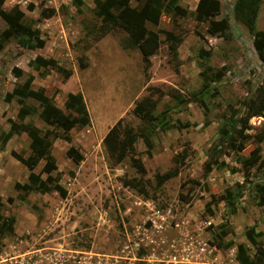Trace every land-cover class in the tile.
I'll use <instances>...</instances> for the list:
<instances>
[{
	"label": "rangeland",
	"instance_id": "rangeland-1",
	"mask_svg": "<svg viewBox=\"0 0 264 264\" xmlns=\"http://www.w3.org/2000/svg\"><path fill=\"white\" fill-rule=\"evenodd\" d=\"M95 1L4 0L1 7L19 6L45 45L25 49L12 39L0 50V196L2 214L15 218L14 233L3 238L0 255L33 253L40 258L36 264H240L238 244H245L250 255L255 251L245 234L248 228L255 225L257 239L264 242V208L247 190L264 182V165L255 166L251 183H244L237 161L257 145L264 159V116L250 118L245 132L251 137L245 140V149L237 151L239 139L234 138L227 148L231 155L220 157L228 166L204 176L220 128L229 121L241 127L238 120L246 112L245 103L264 90V64L253 46V35L232 15L235 0H220L221 14L215 17L229 18L226 37L210 35L207 23H197L194 11L199 0H178L189 11L186 16L164 10L159 25L148 21V28L159 31L162 38L148 66L124 29L110 26L103 33L106 26L95 12ZM142 2L130 4L139 7ZM46 7H54L55 15L42 18ZM6 27L0 16V32ZM256 28L264 30V0ZM168 31L183 37L177 57L166 44ZM37 55L55 58L71 75L36 70L31 62ZM15 67L22 69V75L13 72ZM31 74L32 87L44 89L57 106L65 109L68 94L80 92L90 113L88 125L71 130L70 142L51 136L58 165L51 175L67 190L65 197L57 191H32L22 199L23 193L15 188L18 182H28L31 171L43 179L49 176L42 171L45 160L37 159L30 169L11 155V150L24 156L31 153L28 134L12 133L11 120L35 125L42 132L52 130L40 117L36 100H6ZM140 103L147 109L143 113L135 111ZM23 104L37 107V112L20 114ZM162 112L169 125L162 129V124L153 136L151 155L142 138L135 144L146 171L138 172L129 157L114 164L103 143L109 128L124 118L141 132L148 126L146 114L159 117ZM71 145L83 154L80 163L68 156ZM183 154L187 161L180 174L156 188L155 174L170 169ZM134 178L147 182V196L124 184ZM192 178L202 184L190 183ZM184 181L187 185L182 187ZM237 183L247 192L235 202L236 211L218 201L213 214H208L211 196L218 198Z\"/></svg>",
	"mask_w": 264,
	"mask_h": 264
},
{
	"label": "trees",
	"instance_id": "trees-1",
	"mask_svg": "<svg viewBox=\"0 0 264 264\" xmlns=\"http://www.w3.org/2000/svg\"><path fill=\"white\" fill-rule=\"evenodd\" d=\"M131 0H96L95 12L102 17V26H106L103 33L110 26L121 27L124 29L132 46L139 48L142 53L143 60L148 66L151 63V56L154 55L162 44V38L159 31L148 28L147 22L150 21L155 25L161 22V16L164 10L172 11L175 15L186 16L189 11L179 5L178 0H143L139 7H133L130 4ZM4 0H0V16L6 22L7 27L0 32V50L8 44L12 39L16 40L22 48L35 49L45 45V40L40 35L38 29L26 21L25 13L15 6L10 10L1 9ZM261 0H235L233 5L232 15L237 21H241L253 35V46L255 51L264 64V30L256 28L257 18ZM33 9V6H30ZM54 7H46L41 11L42 18H50L55 15ZM221 14L220 0H199L194 11V16L197 23H207V32L210 35H221L226 37V33L231 30V22L227 16L221 19H215ZM201 37L199 31L197 32ZM166 44L172 54L177 57L179 44L183 37L173 31L166 32ZM210 52L205 51V55L209 56ZM31 65L36 69H51L61 73L65 77H69L72 71L60 65L55 58H45L37 55L31 62ZM13 72L20 76L22 69L14 68ZM34 76L28 75L23 84L16 86L12 92L6 96V100L10 101L13 98H18L23 102L26 98H32L39 102L41 106L40 117L43 121L52 127V130L42 132L40 128L29 123H17L11 120V132L15 134L27 133L31 139V153L24 156L21 153L11 150V155L25 166L32 168L36 160H45L42 171L49 176L43 179L38 173L31 171L28 176V182L21 184L16 183L15 188L22 192L20 197L25 199L30 192L40 191L41 193L59 192L62 196H67V190L52 177L51 173L58 168L57 162L51 152V136L62 138L66 141H71V130L75 127H84L91 121L90 113L87 108L85 99L80 92H70L64 102V108L57 106L52 97H50L44 89H34L32 83ZM246 112L238 120V124L229 121L228 124L220 128L221 137L218 143L212 147V157L205 163L204 176L207 177L214 168L221 169L228 166L224 159H220L223 155H231V142L234 138H238L236 146L237 151L245 149V140L251 137V134L245 132L249 129V120L253 116H264V90H259L258 94L249 99L245 103ZM146 106L143 103L137 104L135 111L139 113L145 112ZM37 112V107L22 105L20 114L33 115ZM147 128L141 132H136L134 126L130 122L124 123V118H120L112 125L103 138V143L107 148L114 164H121L127 157L130 158L132 166L138 172H145L146 166L142 158L136 150V142L142 138L147 147V153L151 155L153 144V136L163 124L162 129H167L169 122L166 112H162L159 117L152 114H146ZM1 141V147L4 148L10 133L4 134ZM262 140L261 136L257 137V141ZM261 146L257 145L251 149L248 156H239L237 161L241 164V169L244 174V183H251L252 169L264 165V159L261 154ZM67 154L76 163H80L84 156L81 152L71 145L67 149ZM186 155L177 156L174 165L165 172H157L155 174V187H162L167 181L178 176L182 169L186 166ZM233 172L237 171V167H232ZM192 184H202L201 180L192 178L189 180ZM243 183V184H244ZM124 184L136 188L140 193L148 195L147 182L142 178L124 180ZM187 182L181 183L185 187ZM243 185L237 183L234 188H227L218 198L215 194L211 196V200L206 204V212L213 214L214 206L218 201H224L226 206L231 211H236L235 202L242 198L247 192H251L257 201V204L264 208V182H258L254 186L244 189ZM4 203L0 196V243L3 238L14 233L15 218L4 216L2 210ZM247 239L255 247L252 255L248 253V248L245 244H238V252L236 259L240 264H264V242L257 239L258 233L255 230V225L245 231ZM220 238L221 235L219 236Z\"/></svg>",
	"mask_w": 264,
	"mask_h": 264
},
{
	"label": "built area",
	"instance_id": "built-area-1",
	"mask_svg": "<svg viewBox=\"0 0 264 264\" xmlns=\"http://www.w3.org/2000/svg\"><path fill=\"white\" fill-rule=\"evenodd\" d=\"M40 258L37 254L33 253H23L14 255H0V264H36Z\"/></svg>",
	"mask_w": 264,
	"mask_h": 264
}]
</instances>
